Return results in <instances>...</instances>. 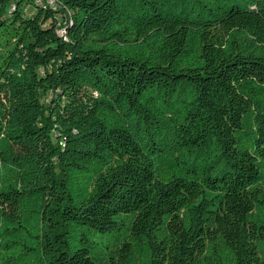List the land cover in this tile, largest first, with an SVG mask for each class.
<instances>
[{
  "label": "trees",
  "instance_id": "obj_1",
  "mask_svg": "<svg viewBox=\"0 0 264 264\" xmlns=\"http://www.w3.org/2000/svg\"><path fill=\"white\" fill-rule=\"evenodd\" d=\"M0 264H264V0H0Z\"/></svg>",
  "mask_w": 264,
  "mask_h": 264
},
{
  "label": "rangeland",
  "instance_id": "obj_2",
  "mask_svg": "<svg viewBox=\"0 0 264 264\" xmlns=\"http://www.w3.org/2000/svg\"><path fill=\"white\" fill-rule=\"evenodd\" d=\"M38 2H39V0H38ZM34 13H35L34 8L29 7L28 10H27V15H28V16H32Z\"/></svg>",
  "mask_w": 264,
  "mask_h": 264
},
{
  "label": "built area",
  "instance_id": "obj_3",
  "mask_svg": "<svg viewBox=\"0 0 264 264\" xmlns=\"http://www.w3.org/2000/svg\"><path fill=\"white\" fill-rule=\"evenodd\" d=\"M40 3H41V0H40ZM49 3H50V1H49ZM51 4V3H50ZM52 5V4H51ZM53 6V5H52Z\"/></svg>",
  "mask_w": 264,
  "mask_h": 264
}]
</instances>
